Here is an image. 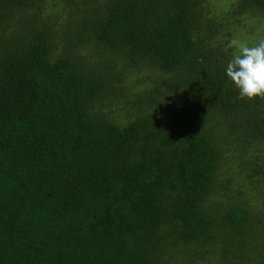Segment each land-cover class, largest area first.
Here are the masks:
<instances>
[{"label":"trees","instance_id":"1","mask_svg":"<svg viewBox=\"0 0 264 264\" xmlns=\"http://www.w3.org/2000/svg\"><path fill=\"white\" fill-rule=\"evenodd\" d=\"M262 17L0 0V264H264V101L223 51Z\"/></svg>","mask_w":264,"mask_h":264},{"label":"clouds","instance_id":"2","mask_svg":"<svg viewBox=\"0 0 264 264\" xmlns=\"http://www.w3.org/2000/svg\"><path fill=\"white\" fill-rule=\"evenodd\" d=\"M192 39L195 42L196 37ZM223 51L230 56L225 74L237 89L238 98L264 101V39L249 45L232 38Z\"/></svg>","mask_w":264,"mask_h":264},{"label":"rangeland","instance_id":"3","mask_svg":"<svg viewBox=\"0 0 264 264\" xmlns=\"http://www.w3.org/2000/svg\"><path fill=\"white\" fill-rule=\"evenodd\" d=\"M231 2L232 0H212L213 5L219 11L225 10ZM234 32L238 34L237 39L254 45L260 39H264V17L260 19L246 18L242 26L236 27Z\"/></svg>","mask_w":264,"mask_h":264}]
</instances>
